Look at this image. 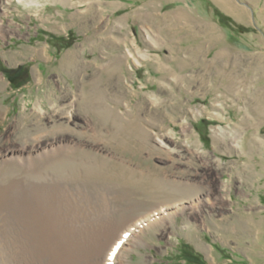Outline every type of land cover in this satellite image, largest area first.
I'll list each match as a JSON object with an SVG mask.
<instances>
[{
	"label": "rangeland",
	"instance_id": "obj_1",
	"mask_svg": "<svg viewBox=\"0 0 264 264\" xmlns=\"http://www.w3.org/2000/svg\"><path fill=\"white\" fill-rule=\"evenodd\" d=\"M51 143L6 164L0 216L42 181L92 227L67 259L145 221L116 264H264V0H0V162Z\"/></svg>",
	"mask_w": 264,
	"mask_h": 264
},
{
	"label": "bare ground",
	"instance_id": "obj_2",
	"mask_svg": "<svg viewBox=\"0 0 264 264\" xmlns=\"http://www.w3.org/2000/svg\"><path fill=\"white\" fill-rule=\"evenodd\" d=\"M18 2H27L30 0H17ZM225 9L233 12L234 8L232 6H225ZM48 144V143H47ZM60 146V145H59ZM37 149L34 150H20L21 155L14 154V150L11 148L7 151L5 158L0 162V180L6 175L9 174L10 171L6 169V164L12 161H21V162H29L34 161L35 159H41L47 155H53L59 149H64L62 145L60 147H56L53 143L51 145H38ZM16 151V150H15ZM23 162V163H24ZM25 162V163H27ZM28 164V163H27ZM70 168V167H69ZM53 180V179H52ZM38 183L30 184V188L32 190L29 193V199H16L9 202V205L12 207L17 206V200H20L19 204L22 207L19 211H13L14 215L10 217L3 218L0 216V227H4L8 225V233L6 238V245H4L6 253L0 250V261L3 262L4 259L2 254L5 256L6 262L10 264H78L75 263V259L72 260L67 259L66 257V242L67 244L71 242L72 239L76 238L78 235L86 236L85 231L89 230L88 219L85 215H83L84 219L78 218V216L74 217L77 221H65L63 218H58L55 213H51L52 209L49 208L48 202L46 199L50 200L47 197L51 192V187L46 190V198L45 201L41 199L37 190H41L45 192V189L39 187V184H44L42 181H37ZM53 189V188H52ZM53 193H51V198L53 197ZM32 201V203L30 202ZM55 201V200H54ZM15 202V203H14ZM35 202V203H34ZM69 202V201H68ZM53 203V202H52ZM31 204H35L34 207H38L41 204V210L38 208H31ZM54 204V203H53ZM56 206V205H55ZM20 212V214H19ZM24 216H23V215ZM76 214V213H75ZM63 216V215H62ZM14 217V218H13ZM145 221H140L135 225L134 228L126 231V235L121 236L119 240L113 243V245H109L108 247L101 248L100 250L92 253L88 252V255L83 257L84 262H80V264H116V258L125 244L126 237L132 231H134L139 226L141 227ZM75 231V232H74ZM76 231H79L77 234ZM73 232V233H71ZM90 231H88V235ZM71 236V240H70ZM59 239L60 243L56 240ZM37 240L38 243L42 244L43 248L45 245L49 248L46 250L42 249L43 252L37 251V256L32 259V251L30 248L31 242H35ZM21 241V242H19ZM127 241V240H126ZM25 242V243H24ZM26 242H29V246L26 245ZM70 244V243H69ZM26 247V248H25ZM40 247V248H41ZM28 248V249H27ZM1 249V248H0ZM38 250V249H37ZM123 250V249H122ZM121 250V251H122ZM64 254V255H63ZM66 254V255H65ZM80 259V258H79Z\"/></svg>",
	"mask_w": 264,
	"mask_h": 264
},
{
	"label": "trees",
	"instance_id": "obj_3",
	"mask_svg": "<svg viewBox=\"0 0 264 264\" xmlns=\"http://www.w3.org/2000/svg\"><path fill=\"white\" fill-rule=\"evenodd\" d=\"M4 74L7 76L11 84H14L19 76V69H16L15 71H5Z\"/></svg>",
	"mask_w": 264,
	"mask_h": 264
}]
</instances>
